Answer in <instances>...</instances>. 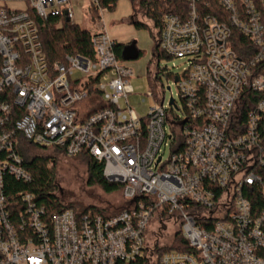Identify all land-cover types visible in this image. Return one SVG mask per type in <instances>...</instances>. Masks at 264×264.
<instances>
[{
    "label": "built area",
    "instance_id": "1",
    "mask_svg": "<svg viewBox=\"0 0 264 264\" xmlns=\"http://www.w3.org/2000/svg\"><path fill=\"white\" fill-rule=\"evenodd\" d=\"M6 1L14 0H0V264H264V208L256 212L246 197L256 189L264 198L256 171L264 167V97L244 129L241 121L245 93L264 94V0H188L184 17L164 16L159 49L188 60L176 82L183 117L171 114L180 111L175 100L145 117L131 108L133 70L117 58L98 0H77L98 8L94 58L68 55L52 66L32 15L75 24L71 1L17 0L23 10ZM230 27L256 48L250 60L231 48ZM23 147L86 152L124 186L131 207L50 213L13 185L31 183ZM169 221L191 252L156 254Z\"/></svg>",
    "mask_w": 264,
    "mask_h": 264
},
{
    "label": "rangeland",
    "instance_id": "2",
    "mask_svg": "<svg viewBox=\"0 0 264 264\" xmlns=\"http://www.w3.org/2000/svg\"><path fill=\"white\" fill-rule=\"evenodd\" d=\"M70 1L75 15V24L94 32L95 23L90 12L91 3L89 1ZM2 4L10 9H26L25 4L17 0L6 1ZM135 5L138 11V21L145 23L148 29H138L131 23L134 19L131 0H118L115 10L109 11L104 17L108 34L117 46L135 43L140 51L137 60L125 62L133 70V77L130 81L133 94L129 95L128 103L138 116L145 117L150 108L161 104L162 101L168 107L171 98H173L180 111H173L172 116L183 117V105L176 81L178 76H182L187 70L188 60L168 58L161 50L158 52L160 54L158 57L154 38L157 30L139 8V0H136ZM77 77H81V74L75 73L74 78ZM168 88L170 90H167ZM121 106L126 107L124 100L121 101ZM171 150L170 146L163 149L165 160L169 157ZM22 152L29 158L44 156L49 161H55L50 167L54 166L55 169L57 194L62 204L74 206L77 210L88 206H97L108 208L111 211H120L126 206L122 191L107 194L99 185H89V162L85 155L69 157L59 149L44 150L37 147H32L31 151L23 147ZM153 219H156L155 216ZM160 226L159 221L153 224L149 235L158 234ZM177 228L178 226L173 221L166 222L161 239L158 237V242L163 245L171 244L174 234L178 231Z\"/></svg>",
    "mask_w": 264,
    "mask_h": 264
},
{
    "label": "trees",
    "instance_id": "3",
    "mask_svg": "<svg viewBox=\"0 0 264 264\" xmlns=\"http://www.w3.org/2000/svg\"><path fill=\"white\" fill-rule=\"evenodd\" d=\"M98 1L101 7L108 8L109 11H114L118 3V0ZM131 2L134 11L132 24L138 29H148V26L145 23L139 22L137 19L138 11L136 10L135 5L136 0H131ZM139 8H141L145 17L152 22L154 28L157 30L154 38L156 40L155 51L158 53L160 50L159 38L163 29L164 16L167 14H174L184 17L188 12V0H139ZM216 8L222 13V9H220V7L216 6ZM90 12L95 23L98 17V8L91 4ZM32 16L38 27L42 48L49 65L52 66L57 61L64 60L68 55H81L94 58L92 48V37L94 32L83 29L76 24H71L65 18L55 17L49 18L48 20H42L34 15ZM230 28L231 48L241 59L250 60L255 55L256 48L238 30L232 27ZM125 46L126 45H119L116 46L115 49L117 58L121 61H124L122 58V51ZM159 55L160 54L158 53V57ZM258 68H260L261 71L264 70V64L259 65ZM245 96L250 102L246 103L242 109L241 121L243 129L247 114L250 112L252 105L263 98L264 94L247 91ZM171 114H173V112ZM82 154L88 157L89 185H99L107 194H112L118 191L123 192L124 186L122 184L110 182L104 177L103 163L97 162L86 152H83ZM23 156L26 161L27 170L31 174V183L25 186L19 182L13 181V185L17 187V190L21 189L32 193L41 205L46 206L50 213L60 212L64 209H73L82 213L92 211L93 213L109 216L127 210L131 207L132 201L126 199V206L120 211H111L108 208H100L97 206H88L84 209L77 210L74 206L64 205L61 203L57 194L54 166L53 168L50 167L55 161H49V159L44 156L29 158L24 153ZM256 171L257 174L264 180V167H259ZM247 193L246 197L252 202L253 208L256 212L264 208V198L259 191L252 189V191H248ZM155 252L158 256H160L161 254L167 252H191V248L189 247L188 242L182 237L181 232H176L171 244L160 246L157 243L155 245Z\"/></svg>",
    "mask_w": 264,
    "mask_h": 264
},
{
    "label": "water",
    "instance_id": "4",
    "mask_svg": "<svg viewBox=\"0 0 264 264\" xmlns=\"http://www.w3.org/2000/svg\"><path fill=\"white\" fill-rule=\"evenodd\" d=\"M139 56H140V51L137 48L135 43L128 44L123 48L122 58L124 61H134V60H137L139 58ZM177 81H178V79H177ZM167 90H170V88H168ZM169 105L175 107V103H174L173 98H171Z\"/></svg>",
    "mask_w": 264,
    "mask_h": 264
},
{
    "label": "crops",
    "instance_id": "5",
    "mask_svg": "<svg viewBox=\"0 0 264 264\" xmlns=\"http://www.w3.org/2000/svg\"><path fill=\"white\" fill-rule=\"evenodd\" d=\"M132 23V22H131Z\"/></svg>",
    "mask_w": 264,
    "mask_h": 264
}]
</instances>
